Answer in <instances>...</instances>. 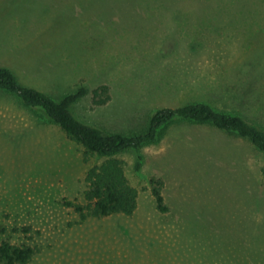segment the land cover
Listing matches in <instances>:
<instances>
[{"label":"rangeland","instance_id":"374dc122","mask_svg":"<svg viewBox=\"0 0 264 264\" xmlns=\"http://www.w3.org/2000/svg\"><path fill=\"white\" fill-rule=\"evenodd\" d=\"M225 2L0 0V66L58 99L87 86L78 115L110 131L201 99L264 126V13ZM117 157L137 209L81 220L67 201L86 203L96 160L0 89V244L35 246L26 264H264V152L250 140L177 121Z\"/></svg>","mask_w":264,"mask_h":264},{"label":"trees","instance_id":"16d2710c","mask_svg":"<svg viewBox=\"0 0 264 264\" xmlns=\"http://www.w3.org/2000/svg\"><path fill=\"white\" fill-rule=\"evenodd\" d=\"M227 8L249 9L264 13V0H226ZM0 89L19 97L27 106L47 116L62 127L65 133L85 149V159L96 160L85 174L86 203L67 201L80 214L81 220L89 216L103 217L114 213L132 214L138 207L139 191L130 181L125 165L118 154L160 140L166 128L177 121H190L213 125L224 131L247 138L264 152V126L249 120L239 112L223 110L205 99L156 108L148 115L145 127L134 133L110 131L81 118L76 107L89 93L85 85L58 99L48 92L21 82L9 66H0ZM97 92V90H96ZM103 101V100H102ZM143 158L140 157L138 169ZM153 192L158 207L167 211L168 205L162 189L155 186ZM7 227L0 225V233ZM264 241V238H262ZM259 242L257 248H264ZM37 249L29 243H17L4 239L0 244V264H26L35 256Z\"/></svg>","mask_w":264,"mask_h":264}]
</instances>
